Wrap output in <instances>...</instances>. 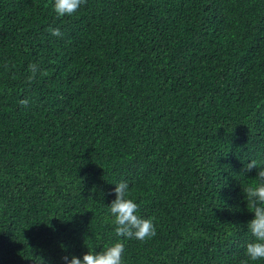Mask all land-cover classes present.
Segmentation results:
<instances>
[{"label":"trees","instance_id":"obj_1","mask_svg":"<svg viewBox=\"0 0 264 264\" xmlns=\"http://www.w3.org/2000/svg\"><path fill=\"white\" fill-rule=\"evenodd\" d=\"M252 159L264 0H84L63 17L53 0H0V264L117 239L123 264H241ZM120 180L154 236H116Z\"/></svg>","mask_w":264,"mask_h":264},{"label":"clouds","instance_id":"obj_2","mask_svg":"<svg viewBox=\"0 0 264 264\" xmlns=\"http://www.w3.org/2000/svg\"><path fill=\"white\" fill-rule=\"evenodd\" d=\"M83 3L84 0H53V9L57 16H71ZM50 31L53 35H61L59 27H52ZM29 68L33 73L38 71L36 64H30ZM20 102L27 104L28 100L22 99ZM254 166L257 179L245 185L242 190L247 208L253 215L246 222L252 238L245 245V258L241 260V264H254L264 260V162L252 159L244 165L245 169H252ZM114 185L115 198L108 204V213L115 225L116 236L139 240L154 236L155 223L151 217L139 214V204L130 194L129 182L120 180ZM124 247L123 239H117L99 251L88 248L82 255H65L61 259L63 264H123Z\"/></svg>","mask_w":264,"mask_h":264}]
</instances>
